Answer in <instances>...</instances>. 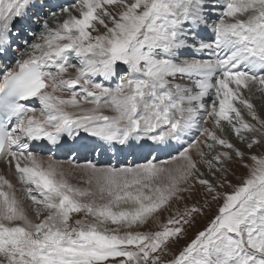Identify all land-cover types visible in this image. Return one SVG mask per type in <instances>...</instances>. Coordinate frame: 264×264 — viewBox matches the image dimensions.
<instances>
[{"label": "snow or ice", "instance_id": "6c2138e0", "mask_svg": "<svg viewBox=\"0 0 264 264\" xmlns=\"http://www.w3.org/2000/svg\"><path fill=\"white\" fill-rule=\"evenodd\" d=\"M0 264H264V0H0Z\"/></svg>", "mask_w": 264, "mask_h": 264}, {"label": "rangeland", "instance_id": "374dc122", "mask_svg": "<svg viewBox=\"0 0 264 264\" xmlns=\"http://www.w3.org/2000/svg\"><path fill=\"white\" fill-rule=\"evenodd\" d=\"M257 151H259V149H257ZM113 163H115V161H113ZM239 174V172H238ZM234 183L237 181H233ZM207 223V217H205L204 219H201L198 221L196 228H194L193 230H191L190 235H192L197 229L202 228L205 224ZM185 243V241H181L180 245H177V248H179L180 246H182Z\"/></svg>", "mask_w": 264, "mask_h": 264}, {"label": "bare ground", "instance_id": "6f19581e", "mask_svg": "<svg viewBox=\"0 0 264 264\" xmlns=\"http://www.w3.org/2000/svg\"><path fill=\"white\" fill-rule=\"evenodd\" d=\"M58 158L64 159V156L62 154H58ZM9 178H11V177H9Z\"/></svg>", "mask_w": 264, "mask_h": 264}]
</instances>
